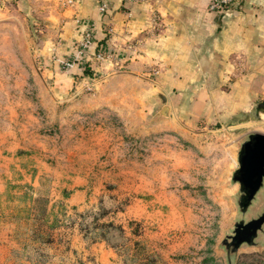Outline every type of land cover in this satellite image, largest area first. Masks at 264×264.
I'll return each mask as SVG.
<instances>
[{"label": "rangeland", "instance_id": "1", "mask_svg": "<svg viewBox=\"0 0 264 264\" xmlns=\"http://www.w3.org/2000/svg\"><path fill=\"white\" fill-rule=\"evenodd\" d=\"M42 18L0 0V264H229L222 239L264 206L262 187L242 213L231 179L241 141L264 133V98L216 116L84 79ZM258 258L264 222L230 264Z\"/></svg>", "mask_w": 264, "mask_h": 264}, {"label": "crops", "instance_id": "2", "mask_svg": "<svg viewBox=\"0 0 264 264\" xmlns=\"http://www.w3.org/2000/svg\"><path fill=\"white\" fill-rule=\"evenodd\" d=\"M23 1L36 17L60 23L57 40L66 57L75 55L83 27L93 22V48L104 47L110 57L91 66L108 84L128 80L144 91L157 86L176 111L184 102L214 109L216 116L261 108L264 0H235L219 11L208 7L210 0H107L106 12L100 0ZM236 60L243 64L235 66Z\"/></svg>", "mask_w": 264, "mask_h": 264}, {"label": "water", "instance_id": "3", "mask_svg": "<svg viewBox=\"0 0 264 264\" xmlns=\"http://www.w3.org/2000/svg\"><path fill=\"white\" fill-rule=\"evenodd\" d=\"M161 101H165L164 94H159ZM164 105L161 111L166 110ZM165 112V111H164ZM238 164L232 172L231 179L239 185L238 205L242 213L254 199L256 193L264 187V133L249 132L241 141L237 150ZM264 222V206L253 217L244 219L241 217L234 222L233 231L227 234L221 241L224 247L228 263H231L233 255L241 244H252L257 230Z\"/></svg>", "mask_w": 264, "mask_h": 264}, {"label": "built area", "instance_id": "4", "mask_svg": "<svg viewBox=\"0 0 264 264\" xmlns=\"http://www.w3.org/2000/svg\"><path fill=\"white\" fill-rule=\"evenodd\" d=\"M69 3L73 0H67ZM235 0H210L208 7L212 10L219 11L231 4ZM99 10L106 12L108 10L107 0H100ZM97 39L94 34V23L88 22L87 26L83 27L80 38L75 43V55L73 57L63 60L65 68L72 67L79 62L82 66L89 65L98 61H105L110 57V52L104 47L94 49L93 46ZM92 67V66H91Z\"/></svg>", "mask_w": 264, "mask_h": 264}, {"label": "trees", "instance_id": "5", "mask_svg": "<svg viewBox=\"0 0 264 264\" xmlns=\"http://www.w3.org/2000/svg\"><path fill=\"white\" fill-rule=\"evenodd\" d=\"M76 65H77L76 68L79 70L78 72H80V74H83L82 78H84V79L88 78L89 79V78L93 77L94 71H93V68L91 66H89L87 64L82 66L79 62H77ZM75 71H73L72 75H74L76 73ZM253 264H264V259L258 258V259H256V263H253Z\"/></svg>", "mask_w": 264, "mask_h": 264}]
</instances>
